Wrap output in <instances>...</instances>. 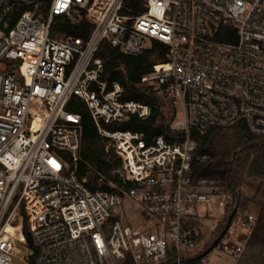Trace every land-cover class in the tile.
<instances>
[{
    "label": "built area",
    "instance_id": "2783aa9c",
    "mask_svg": "<svg viewBox=\"0 0 264 264\" xmlns=\"http://www.w3.org/2000/svg\"><path fill=\"white\" fill-rule=\"evenodd\" d=\"M140 8L132 13L128 0H0V264H26L14 226L22 214L34 264H209L213 252L237 264L243 256L256 211L243 209L242 189L233 197L194 182L192 163L196 137L211 129L244 122L264 137V0H142ZM82 20L92 26L86 40L61 32ZM104 43L130 57L166 49L145 77L164 100L160 111L170 109L151 139L121 129L133 116L148 120L152 108L122 101L123 87L99 57ZM74 100L121 161L86 183L77 176ZM125 200L147 228L118 219ZM215 207L222 220L207 242L200 223Z\"/></svg>",
    "mask_w": 264,
    "mask_h": 264
},
{
    "label": "trees",
    "instance_id": "16d2710c",
    "mask_svg": "<svg viewBox=\"0 0 264 264\" xmlns=\"http://www.w3.org/2000/svg\"><path fill=\"white\" fill-rule=\"evenodd\" d=\"M142 0H128L132 13L141 12ZM92 31V26L85 20L73 29L62 28L61 32L69 36L86 40ZM219 41H228L219 39ZM166 49L156 44L153 50L140 57L125 56L108 43L101 47L99 57L103 61L105 74L110 81L119 83L124 94L122 101H133L152 108V114L146 121L133 116L121 129L123 131L139 132L147 139L158 135L166 118L160 111L163 100L146 87L145 77L151 72L152 57L158 63L165 60ZM69 111L81 117V146L80 160L77 166V176L83 181L88 175L100 173L109 176L110 172L120 167L121 161L112 151L106 153L107 140L101 138L87 112L85 105L74 100ZM198 147L192 163V178L194 182L208 181L218 184L233 197L243 187L251 188L250 180L264 182V137L254 135L244 122L229 128H214L203 137H196ZM201 158H206L204 161ZM259 192V190H257ZM264 200V191L262 192ZM252 201L242 198L243 209H248ZM258 222L248 242L247 249L254 254L247 259V264H264V203L258 206ZM14 226L21 239V245L33 252L27 258L26 264H34L35 247L28 232L25 216L22 214L14 222ZM127 264H131L130 261Z\"/></svg>",
    "mask_w": 264,
    "mask_h": 264
},
{
    "label": "rangeland",
    "instance_id": "374dc122",
    "mask_svg": "<svg viewBox=\"0 0 264 264\" xmlns=\"http://www.w3.org/2000/svg\"><path fill=\"white\" fill-rule=\"evenodd\" d=\"M150 44L147 43L145 45V49H149ZM150 62L153 64H158L156 61L155 57H152L150 59ZM164 103V100H163ZM178 109V116L179 118L183 117V111L177 107ZM163 115L165 118L170 117V109L167 107H164L163 110ZM251 188L249 187H243V195L244 198H247L251 200L252 202L249 203L248 210L257 213L258 211V206L261 203H264V200L262 198V192L264 191V182H260L258 180H250ZM259 190V192H257ZM133 204L130 200H125L123 203V207L120 208L118 212V219L126 226H130L134 230H139V229H145L149 226V223L145 221L144 216L141 215L140 213H135L133 211ZM212 215L214 216L212 220L208 218V220L202 221L200 225L204 229V235L205 239L207 242L212 240V236L210 235V232L213 228H216L220 222H221V217L220 214L218 213L217 208L215 207L211 211ZM204 238V237H203ZM254 254V251H250L246 248L243 256L239 260L237 264H247V259ZM209 264H234V261L227 255H221L216 252L211 253L209 257Z\"/></svg>",
    "mask_w": 264,
    "mask_h": 264
},
{
    "label": "water",
    "instance_id": "95a60500",
    "mask_svg": "<svg viewBox=\"0 0 264 264\" xmlns=\"http://www.w3.org/2000/svg\"><path fill=\"white\" fill-rule=\"evenodd\" d=\"M83 183H86V180H84ZM33 255H34L33 252L29 253V256H33Z\"/></svg>",
    "mask_w": 264,
    "mask_h": 264
},
{
    "label": "crops",
    "instance_id": "0c3cea01",
    "mask_svg": "<svg viewBox=\"0 0 264 264\" xmlns=\"http://www.w3.org/2000/svg\"><path fill=\"white\" fill-rule=\"evenodd\" d=\"M202 245H200L199 247H201Z\"/></svg>",
    "mask_w": 264,
    "mask_h": 264
}]
</instances>
